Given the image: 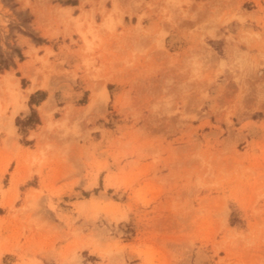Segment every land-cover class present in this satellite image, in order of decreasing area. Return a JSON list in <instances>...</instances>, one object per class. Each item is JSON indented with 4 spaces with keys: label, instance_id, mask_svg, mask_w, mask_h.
I'll return each mask as SVG.
<instances>
[{
    "label": "rangeland",
    "instance_id": "obj_1",
    "mask_svg": "<svg viewBox=\"0 0 264 264\" xmlns=\"http://www.w3.org/2000/svg\"><path fill=\"white\" fill-rule=\"evenodd\" d=\"M88 1L0 0V264H264V0Z\"/></svg>",
    "mask_w": 264,
    "mask_h": 264
},
{
    "label": "crops",
    "instance_id": "obj_2",
    "mask_svg": "<svg viewBox=\"0 0 264 264\" xmlns=\"http://www.w3.org/2000/svg\"><path fill=\"white\" fill-rule=\"evenodd\" d=\"M85 1H88V0H77L76 3L67 4L64 7H66L67 9L73 10L74 12H76V10L79 9L80 7H83L84 9H87V10L91 9L92 3L89 1L88 2H85ZM95 1H100V0H95ZM117 1H118V4L120 6L128 5L126 2L128 0H117ZM133 1L138 2V1H142V0H133ZM95 5H98V4H95ZM34 16H35V14H34ZM7 73H10V70H7ZM7 75H9V74H7ZM37 93H38V88L28 91L27 92V99H26L27 100L26 101V107L27 108L25 110H19L13 115L12 120H13L14 125L17 126V128H18V125H17V119L18 118H21L24 120L30 118V115L32 114V108H31L30 104L33 107L37 106V104L35 102L30 103V99L32 97H36ZM45 98L46 99H42L43 100L42 102L46 101L49 98V95H47ZM8 172H10V171H8Z\"/></svg>",
    "mask_w": 264,
    "mask_h": 264
},
{
    "label": "bare ground",
    "instance_id": "obj_3",
    "mask_svg": "<svg viewBox=\"0 0 264 264\" xmlns=\"http://www.w3.org/2000/svg\"><path fill=\"white\" fill-rule=\"evenodd\" d=\"M117 3H118V1H117ZM116 6V5H115ZM47 35L49 34V33H46ZM32 53V52H31ZM31 53H30V55H31ZM24 66V65H23ZM5 78H7L8 79V76H6ZM10 79V78H9ZM35 85V84H34ZM32 88V87H31ZM33 90V89H32ZM95 96L93 97V100L90 102V104H89V106L91 107V106H93L94 105V103H95ZM45 103H47V102H45ZM43 104L42 106H41V112H42V115H43V117H46V119H47V114H48V112H47V109H46V104ZM48 120V119H47ZM16 180L17 179H13V183H16Z\"/></svg>",
    "mask_w": 264,
    "mask_h": 264
},
{
    "label": "trees",
    "instance_id": "obj_4",
    "mask_svg": "<svg viewBox=\"0 0 264 264\" xmlns=\"http://www.w3.org/2000/svg\"><path fill=\"white\" fill-rule=\"evenodd\" d=\"M6 68H8V66ZM0 69H1V67H0Z\"/></svg>",
    "mask_w": 264,
    "mask_h": 264
}]
</instances>
